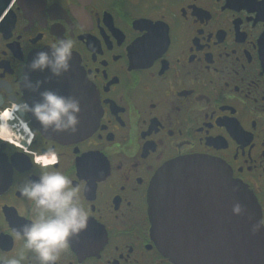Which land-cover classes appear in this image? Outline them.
<instances>
[{"label":"flooded vegetation","instance_id":"flooded-vegetation-1","mask_svg":"<svg viewBox=\"0 0 264 264\" xmlns=\"http://www.w3.org/2000/svg\"><path fill=\"white\" fill-rule=\"evenodd\" d=\"M63 37L97 113L71 142L46 138L31 113L3 115L46 89L76 97L60 82H21ZM187 157L226 165L264 217V0H0V259L23 252L34 264L17 230L38 211L17 185L58 168L81 186L89 219L56 264H176L151 235L148 191Z\"/></svg>","mask_w":264,"mask_h":264},{"label":"water","instance_id":"water-1","mask_svg":"<svg viewBox=\"0 0 264 264\" xmlns=\"http://www.w3.org/2000/svg\"><path fill=\"white\" fill-rule=\"evenodd\" d=\"M70 63V70L60 76L25 68L33 82L43 81L41 87L60 82L62 89L78 92L75 98L83 110L76 131H51L49 127L44 134L59 142L83 139L97 120L87 79L73 58ZM237 201L244 206L241 215L232 212ZM148 204L151 235L162 254L174 263L264 264V229L251 230L261 219L260 207L252 192L233 179L222 162L187 157L164 165L151 181Z\"/></svg>","mask_w":264,"mask_h":264},{"label":"clouds","instance_id":"clouds-1","mask_svg":"<svg viewBox=\"0 0 264 264\" xmlns=\"http://www.w3.org/2000/svg\"><path fill=\"white\" fill-rule=\"evenodd\" d=\"M74 42L63 37L53 42L48 50H39L26 67L31 71H49L53 76H60L71 68ZM24 87L33 91L40 89L43 81L33 82L27 73L21 77ZM41 99L29 104L27 101L12 102L3 112L9 114L31 113L45 128L56 131L71 129L76 131L81 111L78 99L60 95L51 89L40 92ZM54 159V157L52 158ZM48 158L37 157L36 163L45 165ZM22 197L35 205L38 215L17 230V238L23 239L24 249L31 252L34 264H56L61 254L68 248L69 239L85 229L89 213L82 203L81 186L60 169L46 170L38 179L27 177L17 185ZM235 215L244 212V206L235 202L232 206ZM264 229V217L252 225V232ZM25 255L0 259V264H23Z\"/></svg>","mask_w":264,"mask_h":264},{"label":"snow or ice","instance_id":"snow-or-ice-1","mask_svg":"<svg viewBox=\"0 0 264 264\" xmlns=\"http://www.w3.org/2000/svg\"><path fill=\"white\" fill-rule=\"evenodd\" d=\"M0 246H2V242H0Z\"/></svg>","mask_w":264,"mask_h":264}]
</instances>
